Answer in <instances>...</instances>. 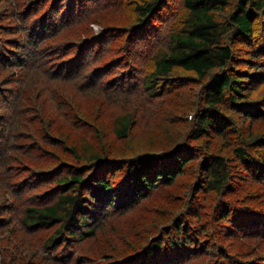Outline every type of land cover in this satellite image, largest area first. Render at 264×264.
<instances>
[{"label":"trees","instance_id":"16d2710c","mask_svg":"<svg viewBox=\"0 0 264 264\" xmlns=\"http://www.w3.org/2000/svg\"><path fill=\"white\" fill-rule=\"evenodd\" d=\"M123 1L0 0L5 3L0 10V170L16 179L11 189L17 195L11 203L4 197L0 202V264H68L71 254L77 264H264V130L253 128L254 120L264 116V97L254 95L264 86V0H135L137 18L129 28L116 26L100 39L64 42L69 45L58 41L97 10ZM226 11L230 14L220 19ZM173 14L176 25L161 47L164 42L156 40ZM120 35L134 45L128 56L110 58L105 66L96 63ZM44 53L50 63L58 62L50 71L46 68V76L84 79L79 89L92 90L90 86L105 80L110 91L156 97L158 84H176L170 77L176 69L205 81L184 140L172 153L152 145L109 156L85 139L79 147L59 148L70 160L57 161L52 151L40 155L51 123L34 111L43 112L37 108L38 96L34 107L23 108L28 90L24 100L21 94L23 81L30 75L29 88L41 64L34 63ZM147 59L151 70L139 66ZM91 64L96 66L87 73ZM109 71L115 76L108 77ZM62 101L68 97L63 95ZM14 109L19 113L12 116ZM37 120L40 125L33 123ZM132 123L131 112L117 115L116 137L127 138ZM13 127L23 131L12 139ZM31 150L37 151L33 161ZM50 157L57 164L44 168ZM188 174L194 178L193 194L182 213L165 221L162 236L156 234L160 221L143 229L131 227L127 234L134 237L129 241L127 235L116 237L114 229H104L147 197H165V189ZM251 182L256 183L254 191L245 192ZM207 196L212 200L205 201ZM12 224L35 235L41 252L36 261L31 259L34 245L23 256L24 236H9ZM231 238L236 242L225 243ZM82 242L92 244L78 245L82 252L74 256L78 250L73 246Z\"/></svg>","mask_w":264,"mask_h":264},{"label":"rangeland","instance_id":"374dc122","mask_svg":"<svg viewBox=\"0 0 264 264\" xmlns=\"http://www.w3.org/2000/svg\"><path fill=\"white\" fill-rule=\"evenodd\" d=\"M134 1L135 0H124L116 7L97 10L95 14H93L90 18L88 17L80 23L79 26L73 28L70 27L65 30L62 36L59 37L58 41L62 42V44L69 45L64 42H83L85 39L92 36L100 39L105 37L106 34H110L109 32L111 29H114L116 26L126 28L132 26V22L134 23L137 18V14L134 13ZM4 5L5 3L0 5V10L4 8ZM177 8H179L178 3L176 4V8L173 9L174 13ZM228 14H230L229 11L221 13L220 19L222 16L226 18ZM172 18L175 20L170 21ZM170 20L162 25V36L156 40L157 42L160 41L159 43L164 42L161 47H163L167 42L169 33L174 30L171 28L176 22L174 14ZM114 43L115 45L111 46L110 50L102 56L103 58L96 63L105 66V63L109 62L110 58L115 59L123 56L124 54H127L128 56L130 48L134 47L133 44H127L121 35L119 36V40H117L114 36ZM154 47V45L151 47L152 51L154 50ZM61 50L64 51V48H61L60 51ZM140 50L141 48L137 50L135 54L136 56L139 54ZM132 51H134V49H132ZM44 54L46 56L43 55V58H40L34 63L41 64H39V68L37 69L38 71H35L34 74L31 75L33 80L29 88L28 78L30 75L27 76V80L23 81V92L21 94V98L24 100L28 90V97L26 99L29 101L27 104H25V102L23 103V108H28L29 106L27 105H32L34 107L33 102L35 97L38 96L40 101H37V108L39 109L42 107L43 112H40V110L38 111L35 107L34 111H37L39 114L43 113L44 118L46 117L51 123L49 131L44 130L46 134L45 139H48V141L45 140L43 145L45 152L43 151L42 153H39L40 155L46 153L47 151L50 154V151H52L58 154L56 155L58 158L57 161L70 160L67 153L61 152L59 148H62L63 145L66 147L67 145L79 147L80 143L85 139L91 142L96 149L105 148L109 156H126L132 153V148L138 147V149H140L139 147H141L144 149H150L151 147L149 146L152 145L159 148L157 151L162 153H172L184 140V135L188 131L189 119H192L194 115L193 113L198 107V103H200L198 101L202 92V85L205 81L200 83L198 78L191 75V73L176 69L174 73L170 75L173 79L178 80L176 84H173V81L170 83L166 82L168 83L167 85H165L166 83L158 84L157 94L159 95L156 97H153L148 93H141L133 96L122 94L119 91H110L104 86L105 80H101V82L98 80L97 84L90 86L93 88L92 90L84 88L79 89L78 85L84 86L80 84V82L84 79L74 78L71 80L72 82H70L48 78L45 74L46 68L50 71V68L54 67L58 64V62L50 63L48 60L50 56L46 53ZM139 56L145 57V55L142 54ZM148 59L144 60V64H139V66L144 70H151ZM124 61L127 62L126 59H124ZM119 62L121 64L124 63L120 60ZM135 65L137 66V63H135ZM95 66V64H91L86 72L88 73ZM104 69L109 70V68ZM70 71L72 70H69L68 72ZM55 72L62 73L59 70H55ZM127 75L128 74L126 73L125 77ZM114 76L115 73L113 71H109L108 77L112 78ZM63 77L64 76H61V78ZM116 79L119 80L118 77H116ZM167 86L170 88L168 89ZM36 89L39 91V94H36ZM63 95L68 97V101H62V103H60ZM254 95L257 97H264V86L257 89V91L254 92ZM126 112L132 113V127L127 138L118 139L114 134V118L117 115ZM18 113V109H14L11 115L14 116ZM85 114H88V116L85 117ZM65 117L68 119H65ZM39 121L40 120L33 121V123L39 124ZM254 122L255 124L253 128L260 131L264 130V116L255 119ZM28 124L29 122H25L26 127H28ZM248 124L249 122H246L245 126ZM20 130L23 131L17 127L10 129V134L13 136L12 139L19 133ZM98 132L100 134H98ZM53 137L56 138L54 142L51 140ZM63 139H65V141ZM28 153L29 159L32 161L37 156V151L35 150H31ZM44 161L50 163L48 167L44 168H49L57 164L56 159L52 157L46 158ZM70 163H73V161H70ZM190 163L191 166L194 167L195 162L191 161ZM11 165H15V163ZM13 171L15 172V169H13ZM0 177L3 179L0 180V202L5 198L11 203V201L17 197L11 189L14 187V181H16V179L14 177L10 178L5 171L1 172V170ZM193 182L194 178L190 177L189 174L178 176L174 184L165 189V197L161 199L157 195L147 197L135 208H132L126 215L120 214V216L113 218L104 229H114L113 236L116 237L120 234L127 235L129 237L126 240L129 241L134 237L133 233L130 235L127 234L131 231V227L141 226L143 229L145 225L148 226L151 223H157L160 221L159 225L156 226V234L162 236V227L168 225L165 221H168L169 217L172 215L175 216L182 213L185 208L186 201H190L191 194H193L191 186ZM250 184L253 185H249L250 187L245 192L248 190L254 191L256 183L251 182ZM180 198L181 200H179ZM207 199L212 200V197L207 196L205 201H207ZM161 209L169 210L165 212ZM176 210H179V212H170ZM9 227L10 231L14 232L13 236H11L12 232L9 235L11 239H17L15 236L17 233L19 237L24 236L26 244H23V249L21 248L23 256L28 257L27 253L30 255V249L34 245V249L31 254L33 258L31 259L36 261L39 256L41 257L40 250L35 248L37 245V242L34 243L36 240L35 235L25 233L23 230L16 228L17 226L14 224ZM41 235L42 234L40 233L39 237ZM221 235H225L223 230L221 231ZM234 242H236V238H231L225 243L232 244ZM83 243L88 247L92 244L91 242H82L80 244H75L73 248H76L78 245H82ZM77 250L78 252L76 251L74 256H78V253L80 254V252H82L78 249V247ZM67 262L68 264H77L74 257H72V254L68 255ZM87 262L88 263L85 262L84 264H93L90 261Z\"/></svg>","mask_w":264,"mask_h":264},{"label":"bare ground","instance_id":"6f19581e","mask_svg":"<svg viewBox=\"0 0 264 264\" xmlns=\"http://www.w3.org/2000/svg\"><path fill=\"white\" fill-rule=\"evenodd\" d=\"M146 2H147V0H146ZM145 4H146V3H145ZM133 5H134V4H133ZM149 5H150V4H149ZM152 6H153V5H152ZM128 7H129V6H128ZM131 7H132V5H131ZM141 8H142V7H141ZM143 8H144V7H143ZM158 11H159V10H158ZM134 13H136L135 10H134ZM139 13H140V12H139ZM142 17H143V16H142ZM135 18H136V16H135ZM175 25H176V24H175ZM175 25H174V26H175ZM128 28H129V27H128ZM174 28H175V27H174ZM175 29H176V28H175ZM122 34H123V32H122ZM107 36H108V35H107ZM168 36H169V35H168ZM111 38H112V37H111ZM162 40H163V39H162ZM168 41H169V40H168ZM142 48H143V47H142ZM156 49H157V48H156ZM207 100H208V99H207Z\"/></svg>","mask_w":264,"mask_h":264}]
</instances>
